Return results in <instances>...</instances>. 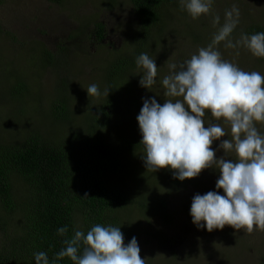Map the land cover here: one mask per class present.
<instances>
[{
	"label": "rangeland",
	"instance_id": "374dc122",
	"mask_svg": "<svg viewBox=\"0 0 264 264\" xmlns=\"http://www.w3.org/2000/svg\"><path fill=\"white\" fill-rule=\"evenodd\" d=\"M233 5L240 12L239 24L230 36L235 42L242 33L249 35L247 27L264 25V0H214L211 14L195 20L176 0L163 11L162 23H156L161 26L157 33L148 29L147 35L143 31L134 34L136 17L128 0H0V142L9 143L36 130L57 139L67 135L70 129L66 117L64 121L50 111L49 102L56 100V89L80 109L85 104L86 109L98 108L99 100L106 96L103 93L107 82L116 79V75L105 79V69L119 58L132 64L124 75L129 94L123 89L110 90L109 97L127 100L129 104L133 101L139 112L146 98L154 97L163 105L167 97L161 81L169 74V65H179L198 48L210 44L225 22V11ZM216 15L220 17L219 25L213 24ZM95 23L102 26L99 41L91 32ZM225 43L217 46L225 60L244 71L264 75V58L254 56L243 46L227 48ZM42 51L50 53L49 63L40 57ZM141 53L155 59L158 66L157 82L151 90L139 83L142 70L135 61ZM10 73L17 74L26 84L30 96L7 97L6 84L18 80ZM91 84L98 85L99 97H89L86 89ZM204 119L206 123H220L228 133L211 145L220 158L224 151L219 145L221 140L231 139L230 126L223 120L216 121L210 113ZM256 126L264 134V124ZM225 158L235 159V154L228 153ZM219 175L218 169L209 168L179 185L160 179H136L133 175L122 179L124 189L130 190L132 196L141 197L142 192H147L162 201L151 213L141 211L135 204L123 212L124 226L136 237L146 264H264V231L249 235L226 225L222 230L209 232L192 223L186 209L190 211L195 194H224L215 187Z\"/></svg>",
	"mask_w": 264,
	"mask_h": 264
},
{
	"label": "clouds",
	"instance_id": "9594fccd",
	"mask_svg": "<svg viewBox=\"0 0 264 264\" xmlns=\"http://www.w3.org/2000/svg\"><path fill=\"white\" fill-rule=\"evenodd\" d=\"M213 2L180 0V6L195 20L211 14ZM239 16L233 5L225 11V22L210 44L179 65H169V74L161 81L165 102L161 105L154 97L144 99L137 121L148 171L170 168L174 178L183 181L198 177L205 169L219 170L215 187L224 194H195L190 207L192 223L209 232L227 225L250 235L264 231V134L256 126L264 124V75L225 60L217 46L225 41L227 48L243 46L264 58V32L242 33L233 42L230 36ZM213 24H220L219 15L213 17ZM135 62L142 70L140 86L151 90L158 76L155 59L141 53ZM86 90L89 97L101 95L96 84ZM109 91L106 88L103 94L108 96ZM208 113L230 126L231 139L221 140L224 156L220 158L211 145L228 133L220 123H206ZM228 153H234L235 159H226ZM66 233V226L58 229L59 235ZM63 244L56 260L67 257L73 264H146L136 237L125 244L120 227L95 224L86 234L75 230ZM34 256L36 264H50L45 252Z\"/></svg>",
	"mask_w": 264,
	"mask_h": 264
},
{
	"label": "trees",
	"instance_id": "16d2710c",
	"mask_svg": "<svg viewBox=\"0 0 264 264\" xmlns=\"http://www.w3.org/2000/svg\"><path fill=\"white\" fill-rule=\"evenodd\" d=\"M128 1L136 17L134 34L143 31L144 35L148 29L158 31L160 25L156 23H162L163 11L176 2ZM245 31L249 35L264 32V25H252ZM91 32L99 41L101 24L95 23ZM40 57L50 62L49 52L42 51ZM131 66L121 58L111 61L110 68L105 69V79L115 75L116 79L107 82V89H123L129 94L124 75ZM14 75L18 80L6 84L7 97L30 96L26 84ZM56 91V100L49 102L50 111L63 120L66 117L64 121L70 129L67 135L57 139L36 130L9 143L0 142V226H6L0 227V264H36L34 254L38 252H45L50 264H73L67 257L55 259L65 247L63 241L71 238L75 230L86 234L95 224L120 227L124 241L131 240L133 232L124 226L123 212L135 204L141 211L151 213L162 201L147 192H142L141 197L132 196L130 190L124 189L122 179L133 175L136 179H160L175 185L190 180L174 178L170 168L152 174L145 169L137 103L108 95L99 100L98 108L86 109L85 104L80 109L76 102L64 99V92ZM65 226L67 233L59 235L58 229Z\"/></svg>",
	"mask_w": 264,
	"mask_h": 264
}]
</instances>
